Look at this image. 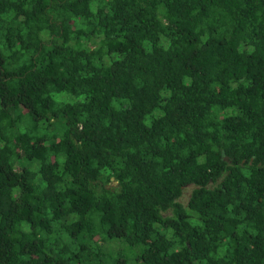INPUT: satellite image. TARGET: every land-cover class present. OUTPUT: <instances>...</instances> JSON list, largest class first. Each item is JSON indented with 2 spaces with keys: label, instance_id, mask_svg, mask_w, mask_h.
<instances>
[{
  "label": "trees",
  "instance_id": "16d2710c",
  "mask_svg": "<svg viewBox=\"0 0 264 264\" xmlns=\"http://www.w3.org/2000/svg\"><path fill=\"white\" fill-rule=\"evenodd\" d=\"M0 264H264V0H0Z\"/></svg>",
  "mask_w": 264,
  "mask_h": 264
},
{
  "label": "rangeland",
  "instance_id": "374dc122",
  "mask_svg": "<svg viewBox=\"0 0 264 264\" xmlns=\"http://www.w3.org/2000/svg\"><path fill=\"white\" fill-rule=\"evenodd\" d=\"M191 189H192V186L187 187V189L185 190L182 196V201L184 202L188 201ZM125 245L121 246L118 244L116 246L109 247L110 255L114 257L127 258L131 253L129 251V247ZM127 252L130 254H126Z\"/></svg>",
  "mask_w": 264,
  "mask_h": 264
}]
</instances>
